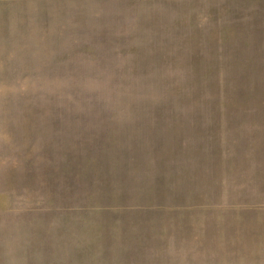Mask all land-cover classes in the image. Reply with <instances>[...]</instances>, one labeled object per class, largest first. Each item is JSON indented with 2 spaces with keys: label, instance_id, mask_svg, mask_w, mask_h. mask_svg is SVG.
Here are the masks:
<instances>
[{
  "label": "rangeland",
  "instance_id": "1",
  "mask_svg": "<svg viewBox=\"0 0 264 264\" xmlns=\"http://www.w3.org/2000/svg\"><path fill=\"white\" fill-rule=\"evenodd\" d=\"M0 264H264V0H0Z\"/></svg>",
  "mask_w": 264,
  "mask_h": 264
}]
</instances>
